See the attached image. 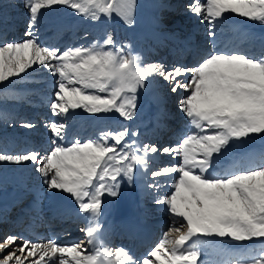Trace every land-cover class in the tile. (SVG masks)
<instances>
[{
	"label": "snow or ice",
	"instance_id": "1",
	"mask_svg": "<svg viewBox=\"0 0 264 264\" xmlns=\"http://www.w3.org/2000/svg\"><path fill=\"white\" fill-rule=\"evenodd\" d=\"M22 3L23 37L8 40L0 27V86L26 79L30 70L47 73L55 78L48 108L56 119L43 125L49 149L0 151V164L30 163L49 192L67 194L84 221L83 239L59 244L7 235L0 240V264H205L206 249L217 257L213 264H264V146L252 152L247 147L264 142V32L219 31L233 15L264 28V0H190L186 12L205 25L212 47L197 46L189 53L191 64L171 66L146 62L111 33L62 51L41 43V27L57 8L85 21L117 17L132 26L137 0ZM161 82L186 119L177 142L165 146L141 141L130 123L140 94ZM76 110L118 119L95 137L69 141L67 121ZM21 127L36 125L25 121ZM163 156L176 163L154 166ZM124 184L151 196L169 217L159 242L142 257L110 248L102 238L106 199H119Z\"/></svg>",
	"mask_w": 264,
	"mask_h": 264
},
{
	"label": "bare ground",
	"instance_id": "2",
	"mask_svg": "<svg viewBox=\"0 0 264 264\" xmlns=\"http://www.w3.org/2000/svg\"><path fill=\"white\" fill-rule=\"evenodd\" d=\"M182 2L184 1L182 0L181 3ZM188 3L190 2L185 1V5H187ZM176 11H181L184 15L187 14V17L183 15L185 19L175 24L174 28H172L171 30V32L173 31L176 34H179L180 37H177V35L172 36L169 34L161 33L159 25L157 23H154L156 22L155 20H152L153 22H151L150 24H146V25L144 24L145 27L143 26V30H142L143 36L145 38L144 40L150 41L152 43V47L150 46L149 48L145 49L143 52V58L146 62H162L167 66H171L169 63L170 62L169 58L171 56H177V54H180V53H177V51L175 50L177 47H181V48L189 47L186 49L191 51L197 46L207 48V46L209 45L205 41V31H206L205 25L199 23L197 18L190 16L186 12V9L181 10V8L179 7V9H177ZM176 11L175 12L168 11L169 12L168 14H171V15L176 14L177 13ZM71 14L72 13L70 10H67L64 14L65 20L68 22L67 25L71 24L72 19L69 18ZM176 16H178V14ZM58 17H59V14L57 11L51 12L50 18L48 16L47 19L45 20L47 22L45 27L42 26L43 28L41 27V30H40V32L49 30L46 38L50 39L51 41H53V39L56 38L58 35H60L61 31L65 29V28H62L61 26L59 28L54 26L53 22L58 20ZM79 22H80V19H75V23H79ZM84 24L85 25L79 24V26H68L66 28H68L69 30L68 33L70 34V36H73L75 30H78L79 27H85L88 31H95V30L97 31L100 28L97 22H90V21L84 20ZM200 26H203L204 28ZM233 30H239L240 32H243V33L264 32V28H262L258 24H254L253 22H248L244 18L236 17L234 15L230 16L229 19L224 22V24L221 26L219 31H222L225 34V36H230L233 34ZM197 37H199L200 41L203 42L202 44L198 45L196 43ZM16 39L18 40L21 38L16 36ZM63 40L64 39H62L61 42ZM166 42L170 43V45L163 46ZM64 44L65 42L63 41L60 45H64ZM158 46L161 47L160 49L161 52L156 51V53H154V50L152 48H157ZM30 73L31 74L28 75L26 79H23L25 84L23 85V89L20 92L22 91L29 92V88H30L29 85L32 83V80L39 79L41 82L39 83L41 85L40 87H42L40 92H45V93H41L39 95V98L36 97V99L38 101L40 99L41 102L44 101L45 103H48L47 102L49 101L48 96L50 95V93L48 95V91L50 90H48L47 87L48 86L52 87L51 77L48 76L47 73L42 72L40 69H36V71L30 70ZM35 75H38V77ZM23 80H19V83L23 84L22 83ZM165 89L166 87H164L162 83L151 85L149 90H152V93L149 94V97L151 98L152 101L148 100L149 103H151V105L147 107L146 111L137 112L135 121L130 122L133 124V127L135 125H139L141 127L142 130H141V135L139 137L141 141L145 140V142H147L149 139H151V137H155L154 135H157L156 137L161 138L160 145L165 141L163 137L167 133L168 125L172 124V121L169 118V114L163 111V105L169 103L170 101V100H166L162 96L161 91ZM33 93L31 92V95H33ZM175 102L177 105V99ZM138 104H139V99H138ZM49 111L50 110H47L46 112L48 113ZM39 113H40L39 115H42V112H39ZM16 117L17 116L15 115L14 118ZM42 117H45V115ZM176 118L180 121L179 127L181 129L184 128L186 124V119L182 115V113L179 112ZM29 121H31V118ZM116 121L117 119H112L108 117L106 114L90 115L88 113L83 112L82 110H76L75 112H71L68 117V121H67L69 124L68 139L73 138V134L84 132L89 128L91 129L90 131L91 135L96 136L98 131L102 129L103 126H106V124L108 123L115 124ZM24 130L25 131L23 135L15 133L14 137H15L16 143L23 141V136H27L28 133L31 137L33 136L34 139L35 138H39V139L43 138V139H41L42 141L39 140V142L41 141L40 144H37L38 141H36L35 143L29 142L28 145L26 144V146L23 149L19 151L17 150L18 152L16 151V153L20 154V153H23L26 151H32V150L43 152V150L46 151L47 149L50 148V144L48 141L49 134L47 130H45L44 132L38 131L35 128L32 130H28L24 128ZM82 138L83 140H85L88 138V136L84 137L82 135L81 139ZM173 139L174 140H172V144L177 142V136L175 135ZM262 146H264V144L259 145V146L255 145V146H252L251 148L249 146L247 147H248V150L252 152V151L259 150ZM8 150L10 151L11 149H7V151ZM160 162H162V157H157L156 163L154 166L158 167ZM173 163H176V161L173 160ZM13 166L14 167H12V165L6 164L4 166L3 171L0 174V182L4 181L3 183H0V185L10 184L13 186V188L15 187L16 189L17 188L20 189L19 191L13 190L14 192L12 191H11L12 193L8 192L7 194L0 197L1 208L5 212L8 211L6 209L7 207L8 208L10 207L9 206L10 204L15 205L19 200L22 201L25 197H27L28 199L29 198L28 195H31L32 200L27 204V207L30 210L24 211L18 217H21L22 219L24 217H28L33 220L35 219L36 214H41L51 208H58L62 202L70 200V197H68L67 194H62V196H60V193H56L54 195L53 193L49 192L46 189V187L41 182H39L40 178L37 173L35 174V171L33 170V166L30 163L27 164L26 166L25 165H21V166L13 165ZM30 177H33L35 181L30 180L29 179ZM135 188L136 187L129 188L127 184H124V186H122L121 188V194H120L119 199L117 200L106 199L102 218H105V217H108V218L106 220V223L103 225L104 231L102 233V238L105 242H107V246H109V243H110L107 233L114 232L118 234V233H125L126 231L137 233L138 231L143 230L139 222L135 220V215L139 211V208L144 213V216L146 217V219L149 222H153L154 226L162 225L163 221L168 217L164 213L162 207H157L152 203L151 196L147 195L145 192L141 190H138L137 188L135 191ZM163 194L164 193L161 192V195ZM73 205L74 203L70 202L64 205L63 207L59 208V211L62 212V214L64 215L63 212L67 213L69 212L70 208L75 207V205L74 206ZM13 209L14 208H12V210ZM126 212L128 213L127 216H125ZM152 214L155 215L154 218L156 219H153ZM33 224H35V226H38L42 229V227L39 226L41 222H37V223L34 222ZM40 232H42V230ZM48 239H52V237L49 234H46L45 240H48ZM229 244H231V242H229ZM207 250H211V249H206L205 251ZM228 250L235 252V251H239V248H229ZM209 255H210L211 260H210V263L208 264H213V261L216 260L217 257L213 253H210Z\"/></svg>",
	"mask_w": 264,
	"mask_h": 264
},
{
	"label": "rangeland",
	"instance_id": "3",
	"mask_svg": "<svg viewBox=\"0 0 264 264\" xmlns=\"http://www.w3.org/2000/svg\"><path fill=\"white\" fill-rule=\"evenodd\" d=\"M186 1L190 2V0H186ZM177 2H178V0H137V7L135 10V14H134V23L132 26H128L119 18L113 17L111 20H102V21L97 22L98 24L101 25L99 28L100 31H97V32L88 31L85 27H83V28L80 27L79 30H75L76 32H74V34L71 38H68L69 34H67L68 36H65V34L69 31V30H67L68 29L67 28L64 31L62 30L63 32L61 31L60 35H58L59 38H58V36L56 37L60 40L59 43L57 42L58 40L56 38L53 39V40H57V41L52 43V47H59L62 51L64 48V46L63 47L60 46V43H62L61 42L62 39H64V40L66 39L65 40L66 42L69 41V45H71V46H79L81 44L87 45L92 40H102L106 33H111L113 36V39L116 41L117 44L131 45L130 50L134 54H139L140 56H142L144 50L149 48L150 46H152V43L150 41H148V44H147L144 40L145 38L143 36V31H142L143 26L145 27V25H146L144 22L151 23V22H153L152 20H155L156 22H154V23L159 24V28H161L160 29L161 32L167 33V34L172 35V36L176 35L175 32H173V31L171 32L172 28H174L175 24H177L178 22L183 21L185 19L184 16L187 17V14L184 15L181 11H176L177 13L173 14V15L168 14L169 8L174 6V5L177 6ZM181 10H184V7H182ZM56 11L59 14L58 20H56V22H59L62 28H66L68 26H79V24L85 25L84 20H82L80 17L74 16L73 14H71L69 17L72 19L71 24L67 25L68 22L65 20V16H64L67 9L64 10L61 8H57ZM177 14H178V16H176ZM0 16H2L3 21H4L3 25L0 27L3 28L4 35H5L6 39L13 40L14 37H12L10 39L11 34L15 35V39H16V35H18L20 38L23 37L25 25L27 22V16L25 14V9L23 8L22 0H15V4L13 6H9V0H0ZM49 18H50V15H49ZM75 19H80V22L75 23ZM46 23L47 22L45 21L43 27H45ZM117 24H118V26H117ZM200 27L204 28L203 26H200ZM6 28H8L10 30L11 34L5 31ZM127 29H128V31H130V33L132 35L130 33H128ZM46 32H47V30L44 32H40L41 41L44 39ZM82 32H84V33L86 32L88 34L86 40L81 39V36H83V34L81 35L80 33H82ZM173 33H175V34H173ZM76 34H78L77 38L75 37ZM79 34H80V36H79ZM178 35L179 34H177V36ZM47 40H48V43H50V41H49L50 39L47 38ZM196 40L198 41V45H200L202 43V41H199L198 37L196 38ZM44 42L45 41H42L41 43L43 44ZM165 45L167 46V43H165L164 46ZM44 46H47L46 43L44 44ZM207 48H211L210 44L207 46ZM152 49L154 50V52H155V50L157 52H161L160 46H158L157 48H152ZM165 59H167V58H165ZM35 76L38 77V75H35ZM54 79L55 78L51 77V86L52 87H49V86L47 87L48 90H50V91H48V95L50 93V95H49L50 97L48 96V99L51 98V94L54 91V89H53ZM22 83L23 84H20L19 80H15L14 84L7 89H4L2 86H0V147H1L0 151L7 152L9 154H15L17 150L19 151V150L23 149L26 146V144L28 145L29 142L35 143L36 141H38L37 144H40V142L42 141L41 139H43V138H40V139L35 138L34 139L33 136L31 138V136L28 133L27 136H23V141L16 143V140L14 137L15 133L23 135V133L25 131L24 128L21 127V123L25 122V121H29L30 118L31 119L34 118L27 113L28 111L34 110L35 112H37V110H38L39 112H42V115H39L38 117H36L37 119L30 121L36 125L35 129L38 131H41V132L42 131L44 132L46 130L43 126L45 121L51 120V119H56L55 117L51 116L50 111L48 113L46 112L47 110H49V108L47 106L48 103H45L43 101L42 103H44L45 105H42L41 107H38V108L36 106H34L35 102H37L38 104H40V102H41V100L39 99V101H38L36 99V97L39 98V95L41 93H45V92H40V90L42 89V87H40L41 85L39 84V83H41L40 80L39 79L32 80V83L29 85L30 86L29 92H24V91L20 92L23 89V85L25 84L24 80L22 81ZM51 89H53V90H51ZM31 92L32 93L35 92V93H33V95H31ZM151 93H152V90H148L147 93L142 92L140 94L139 104H138V109H137L138 112H139V110H141V111L146 110L147 109L146 107L151 105V103H149V101H148V100L152 101L151 98L149 97V94H151ZM161 93L165 99L175 98L174 96H171L168 93L167 88L165 90H162ZM147 97H148V99H147ZM19 99H25V100H22L21 102H19ZM29 101H30V103H27ZM10 106H11V108H10ZM8 109H9V112H6V110H8ZM11 109H12V112H10ZM165 109H166L165 111L168 113L174 112L177 109V106L172 105V107L170 106V108H165ZM25 113H27V114H25ZM18 114H20V115L18 116ZM15 115L17 116L16 118H14ZM44 115H46V117H42ZM107 115H109L110 117L118 119V117L115 114H107ZM23 118H26V119H23ZM81 123H83V122H81ZM81 123H79V124H81ZM108 124H106V125H108ZM103 127H105V126H103ZM135 127L139 131L142 130L139 125H135L134 128ZM138 127H140V128H138ZM169 128H170V133H174L176 130V129H174V126L169 125ZM5 136H7V137H5ZM24 137L26 139L30 138L29 141H27ZM81 137H82V135L80 136V138ZM152 138L153 137H151V139ZM151 139H149L147 142H149ZM39 140H41V141L39 142ZM48 141H49V139H48ZM166 141H169V139L167 138ZM143 142H145V140ZM151 143H152V141H151ZM262 143H264V142L260 141L259 139H256L255 142L250 143L248 146L262 144ZM7 149H11V150L7 151ZM43 152H45V151L43 150ZM16 154H18V153H16ZM168 160H170V158H168ZM168 160L166 159L165 162H168ZM160 163H162V162H160ZM5 165L6 164H0V174L3 171ZM12 167H14V166L12 165ZM35 174H36V172H35ZM29 179L35 181L33 177H30ZM3 182H0V183H3ZM30 182H32V181H30ZM39 182H41V180ZM13 190L19 191L20 189H18V188L16 189L15 187L13 188V186L10 184H1L0 185V197L7 194L8 192H11V191L14 192ZM60 196H62V193H60ZM28 200L30 201L31 198L29 197ZM19 203H21V201H19ZM25 205H26V200L23 201L22 204L19 206L25 207ZM16 210H17V208H15L13 210V212L15 213ZM154 216L155 215L152 214V217H154ZM168 225H169V218L166 221V224L162 228L163 232L167 230ZM0 240H3V238H1ZM157 242L158 241L156 240L154 246L156 245ZM18 243H22V240L18 241ZM62 244H70V243L69 242H63ZM204 254H205V256L203 255L202 257L208 258L207 257L208 255L206 256L205 252H204ZM0 255H2V254H0ZM29 259H32V258H29ZM206 264H208V263H206Z\"/></svg>",
	"mask_w": 264,
	"mask_h": 264
}]
</instances>
